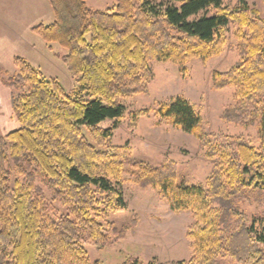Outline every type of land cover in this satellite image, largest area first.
Instances as JSON below:
<instances>
[{
    "label": "trees",
    "instance_id": "trees-1",
    "mask_svg": "<svg viewBox=\"0 0 264 264\" xmlns=\"http://www.w3.org/2000/svg\"><path fill=\"white\" fill-rule=\"evenodd\" d=\"M223 0H116L92 10L86 0H48L51 23L31 27L48 45L65 50L76 87L66 91L22 57L4 83L19 124L0 137V264H102L86 245L104 249L117 231L111 215L126 209L122 173L140 189L160 191L172 211L190 212L188 260L178 264H264V212L240 204L264 201V19L246 3ZM201 13V16L191 18ZM234 28L238 61L212 74L213 88H234L222 119L257 124L258 146L206 133L198 110L177 97L155 114L194 134L212 168L204 185L177 180L174 162L152 166L132 158L128 144L110 145L123 101L148 94L150 62L185 73L192 58L218 56ZM148 110L130 115L132 127ZM114 123L101 127L105 120ZM121 264H155L129 257Z\"/></svg>",
    "mask_w": 264,
    "mask_h": 264
},
{
    "label": "rangeland",
    "instance_id": "rangeland-1",
    "mask_svg": "<svg viewBox=\"0 0 264 264\" xmlns=\"http://www.w3.org/2000/svg\"><path fill=\"white\" fill-rule=\"evenodd\" d=\"M116 0H86L92 10L111 8ZM246 3L259 11L264 19V0H223V6L234 8ZM201 13L191 18L199 17ZM53 20L48 0H0V137L17 129L19 124L13 114L10 96L13 89L4 81L17 72L15 57H22L46 78H56L70 91L76 87L63 61L65 50L55 43H45L31 27ZM227 42L218 56L207 61L192 58L185 64V73L170 62H150L152 78L148 94H139L123 101L122 119L117 122L110 145L128 144L132 158L152 166L174 162L177 180L185 185H204L211 171V161L204 156L201 141L192 133L174 127L155 114L159 103H168L177 97L188 100L200 113L206 133H220L240 137L258 146V127H242L222 119V113L235 103L234 88H213L212 74L229 70L238 61L234 28L226 30ZM148 110L132 127L130 115ZM114 122L103 121L109 127ZM124 167L120 189L126 209L110 216L117 231L112 232V242L104 249L86 245L91 262L121 264L129 257L142 261L154 260L155 264H178L188 260L192 244L186 233L194 219L190 212L172 211L164 195L157 189H140L129 180ZM240 207L249 215L264 212V201H243Z\"/></svg>",
    "mask_w": 264,
    "mask_h": 264
}]
</instances>
